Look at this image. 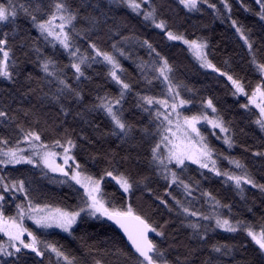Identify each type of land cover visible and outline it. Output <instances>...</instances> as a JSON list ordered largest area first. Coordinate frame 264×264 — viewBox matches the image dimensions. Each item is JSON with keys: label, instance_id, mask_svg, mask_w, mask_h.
Segmentation results:
<instances>
[{"label": "trees", "instance_id": "16d2710c", "mask_svg": "<svg viewBox=\"0 0 264 264\" xmlns=\"http://www.w3.org/2000/svg\"><path fill=\"white\" fill-rule=\"evenodd\" d=\"M0 2H4V0H0ZM14 2L29 6L30 11L39 5L41 11H33V14L40 18H46L43 13L51 11L53 0H14ZM68 2L73 9L81 4L89 5L88 8L80 9L81 15L75 22L76 29H91L86 32V35L101 50L117 55L124 70L119 74L125 82L132 85V91L125 96L123 102L124 118L136 125L132 138L122 144L115 136L101 135V133L110 132V120L103 112L87 111L88 105L98 103L97 96L108 93L115 97L119 94V86L108 75L109 66L101 57L92 62L90 68L84 67L85 76L81 77L79 82L73 76L74 69H65L64 74L69 83L82 90L84 96L82 103L67 94L62 96L59 102L52 99V94L56 93L57 84L54 79L52 83H48V79L52 78H45L37 64L32 62L35 60V54L30 51L29 46L33 41H36L39 34L33 27L30 16L26 15L23 9L18 10L14 20L10 18L9 21L0 23V38H4L5 32L9 34L8 45L15 53L13 58L17 61V71L20 72L19 76L14 75L15 84L0 77V110L7 111L9 116L13 114L16 116L13 121L0 118V136L9 138L10 142L14 143L18 138L16 125L21 122L25 129L31 126L41 131L42 139L45 141L58 138L64 128H69L75 129L73 139L78 145L72 154L82 165L90 155L104 152L114 151L117 153V159L125 155L130 156L128 162L120 165L121 170H130L134 177L147 176L146 183L153 191L149 193L141 185L130 198L126 195L121 197L122 190L117 191L119 186L114 180L107 177L102 182V187L106 193H115L117 205L121 203L126 205L130 202L136 212L145 215L150 222L154 223V226L169 220L171 223L164 230L165 236L159 237L153 233L152 239L161 248L167 249L169 260L174 261L178 257L183 259L187 255V250L183 245H187L188 248H198L200 242L189 238L192 229L181 224L184 216L178 213L175 202L164 192V189L168 187L167 183L156 175L154 168L148 164L149 146L153 142V136L146 135L142 129L147 128L154 135L155 121L149 113L136 107V93L141 92L160 97L162 93H166V85L161 80L152 79L153 73L147 69L145 70L146 75L148 79L152 80V83L148 84L145 80V73L141 72L138 65L142 61L151 64L157 57L155 53L149 55L150 50L146 46H141V42L144 39L149 40L156 51L166 57L172 65L174 69L172 79L174 83L181 84V96L192 101L191 105H186L181 109L185 115L200 112L202 110L201 101L212 99L230 129L229 135L234 134L235 144L232 148H228L222 139L225 134L220 133L218 129L213 134L209 125L201 124V131L208 135L209 142L217 153L240 159L248 166L256 182L264 183V157L253 155L255 152H264V132H261L254 123L258 110L253 107L243 108L242 105L248 104L247 96H233L234 87L227 77L222 75V72H228L235 78L241 79L248 95H251L252 88L257 83L264 80V76L250 64L251 55L247 46L231 25V20L236 19L245 26L246 30H251L250 33L246 31V34L253 42L257 59L264 62V21L255 15L259 6L255 0H243V3L252 9V11H245L241 0H228L232 6L231 13H229L228 9L224 7V0H208L207 4L200 0L199 10L189 11L179 3V0H151L158 8L157 19H164L175 34H182L187 39L203 38L208 41L206 49L208 59L221 69V72L218 73L212 68L202 67L183 42L169 40L163 30L156 29L150 22L144 21L142 15L132 13L124 6L110 4L109 0H68ZM97 3L101 5V8L94 10L92 6ZM212 4L216 5L215 9L210 7ZM89 14L99 17V21L92 24L83 18ZM73 35L81 53L87 51L88 55L94 54L84 36L75 33ZM36 42L46 54L53 55L60 66L69 64L67 53L59 45L53 50L51 45L46 44L42 38ZM113 42L116 43L117 48L124 49V56H119L115 52L112 48ZM25 52L28 53L27 56L24 55ZM29 73L32 74V82L25 80V76ZM87 77H91V79H87ZM37 78H40L39 82H37ZM28 89H35V91L29 92ZM26 92L28 94L23 96L22 94ZM45 93L49 95L45 96ZM61 104L69 109L68 115L61 111ZM27 109H31L36 115L25 117L23 111ZM152 111L154 112L155 108ZM78 112L84 113L83 119L76 115ZM208 114L212 115L211 109H208ZM36 116L39 117V123L35 122ZM53 129L56 130L55 134H53ZM85 136L88 137V140L84 139ZM136 156L140 157L139 161L135 159ZM216 158L221 171H236L235 167L230 165L226 159L219 156ZM98 161L95 166L90 160L85 165L90 173L96 174L105 167L99 157ZM201 171L204 173L203 177L200 175ZM0 174H11L12 178L30 176L32 178L29 186L30 195L36 202L64 208H71L79 204V193L76 191L79 185L70 187L68 184L60 183L58 180L61 177L50 173L44 177L32 165H9L6 171L5 166H0ZM183 178L200 181L198 189L193 184L194 190L191 197L176 186L169 188V191L183 201L186 206L191 202V207L194 210L198 209L207 214L211 209V204L202 197V193L206 190L211 192L221 204H230L235 219L254 225L257 231L264 227V193H261L259 189L245 185L244 198L242 199L241 194L231 182L224 183L225 177H218L208 169L199 170L198 165L191 164V162H189V167L183 174ZM72 183L74 184V182ZM19 196L23 198L21 195ZM157 196L168 200L173 211L169 212L166 207L162 206L160 201L156 200ZM248 208H251L252 211L249 212ZM219 210L224 215H228L227 209ZM13 211L14 206L8 207L9 213ZM102 220L104 223L94 218L89 219L87 227L80 222L79 226H74L75 231L72 235L58 229L37 234L41 235L43 239L56 243L66 255L75 258L76 264H94L95 260H101L102 264H121L123 258L116 254V248H122L129 253L132 252V249L113 223L107 221L106 218H102ZM27 226L33 231H37L32 223H27ZM0 239H3L1 233ZM206 239L208 244L219 241L234 243L238 246L244 245L235 254L237 261L247 259L255 262L258 259L257 246L246 232L227 233L216 229L215 232H209ZM177 245L179 246L177 247ZM208 255L221 259L225 264H233L232 257H218V255L210 253L207 245H204L203 249L192 257L193 264H201V261ZM57 259L54 253L46 252L44 257H30L28 264H57ZM60 259L62 260V258ZM62 264H66V262L62 261Z\"/></svg>", "mask_w": 264, "mask_h": 264}, {"label": "snow or ice", "instance_id": "6c2138e0", "mask_svg": "<svg viewBox=\"0 0 264 264\" xmlns=\"http://www.w3.org/2000/svg\"><path fill=\"white\" fill-rule=\"evenodd\" d=\"M109 2L116 6H124L137 15H142L144 21L150 22L156 29L163 30L164 35L169 40H182L200 61L202 67L212 68L218 73L221 72V69L217 68L208 59V54L205 51L208 47V41L203 38L187 39L182 34H175L164 19H157L158 8L151 0H109ZM241 2L245 11H252L247 4L243 3V0ZM146 3L148 4L147 8L144 7ZM179 3L184 8L192 11L199 10L200 0H179ZM203 3L207 4L208 0H203ZM255 3L259 6L255 15L261 21H264V0H255ZM88 7L87 4H81L73 9L68 0H53L51 11H44L43 13L46 18H40L38 15L33 14V11H41L39 5L30 11L27 5L17 4L14 0H4V2H0V22L9 21L10 18L14 20L18 10L23 9L24 13L30 16L33 27L38 31L39 35L36 41L42 38L46 44L51 45L53 50L59 45L67 53L69 64L60 66L54 56L46 54L36 41H33L29 46L30 51L35 54V60L32 62L37 64L38 68L44 73L45 78H52L48 79V83H52L54 79L57 84L56 93L52 94V99L56 102H59L61 97L67 94L77 102L82 103L84 100L82 90L73 87L69 83L64 74L65 69H74L73 76L79 82L81 77L85 76L84 67L90 68L92 62L102 57L103 61L109 66L108 75L119 86V94L115 97L108 93L97 96L98 103L88 105L87 111L103 112L110 120V132L101 133V135L115 136L122 144L127 143L132 138V133L136 127L124 118L123 112V102L125 96L132 91V85L121 78L119 73L124 70L117 55L101 50L86 35V32L91 29H76L75 22L81 15L80 9ZM92 7L94 10H98L101 5L97 3ZM210 7L215 9L216 5L212 4ZM224 7L231 13L232 6L228 3V0H224ZM101 14L103 15V12ZM83 18L89 20L92 24L99 21V17L91 14ZM231 25L247 46L251 55L250 64L254 66L259 74L264 76V62L257 59L253 42L246 34V31L250 33L251 30H246L245 26L236 19L231 20ZM74 33L84 36L94 53L93 55H88L87 51L81 53ZM8 35L5 32L3 34L4 38H0V77L15 84L14 75L19 76L20 72L17 71L18 63L13 58L15 53L8 45ZM141 46H146L150 50L149 55L155 53L157 57L151 64L142 61L138 65L141 72L145 73V80L148 84L152 83V80L148 79L146 75L145 70L147 69L153 73L152 79L161 80L166 85V93H162L160 97L141 92L136 93V107L149 113L155 121L154 135L147 128L142 129V132L146 135L153 136V142L149 146L148 164L154 168L155 174L167 183L168 187L164 189V192L175 202L178 213L184 216L181 224L192 229L189 238L199 241L200 247L188 248L187 245H183L187 250V255L183 259L178 257L174 261L169 260L167 249L161 248L154 239L150 238L149 233H156L157 236L164 237V230L170 226L171 222L165 220L163 224L154 226V223L150 222L145 215L138 214L130 202L126 205L124 203L117 205L115 203V193L105 192L102 182L105 181L106 177L116 182L119 186L117 191L122 190L121 197L126 195L130 198L141 185L144 186L147 192L151 193L153 191L146 183L147 176L134 177L130 170H121L120 165L128 162L130 156L125 155L117 159V153L114 151L104 152L90 155L82 165L77 157L72 154L73 150L78 147L76 140L73 139L75 129L64 128L63 133H60L58 138L45 141L42 139L41 131L31 126L25 129L21 122L16 125L18 138L14 143H11L9 138L0 136V166H5L6 171L9 165H32L44 177H47L49 172L59 173L61 178L58 182L68 184L70 187L79 185V188L76 189L79 193V204L71 208H64L36 202L30 195L29 186L32 180L30 176L12 178L11 174H0V233L6 237V239H0V264H28L30 257H44L46 252L55 254L58 258L57 264H62V261L66 264H76L74 257L70 258L56 243L43 239L37 233H47L48 230L59 229L72 235L75 231L74 226H79V223L82 222L87 227V221L92 218L100 220L101 223H104L102 218L114 222L127 236L131 249L134 251L129 253L122 248H116V254L123 258L121 264H193L192 257L198 251H201L204 245H207L210 253L218 255V257H232L233 264H264V227L257 231L254 225L235 219L231 211L232 206L221 204L209 191L205 190L202 193V197L206 198L207 202L211 204V209L207 214L198 209L194 210L191 207V202L186 206L183 201L169 191V188L176 186L191 197L194 190L193 184L197 189L200 187L199 180L183 178V174L189 167V162L198 165L199 170L208 169L218 177H225L224 183L231 182L241 194L242 199L244 198L245 185H251L264 193V183H257L248 166L240 159L217 153L211 146L208 135L201 131V122H203L204 125L211 127L213 134H215L216 129L225 134L222 139L228 148H232L235 144L234 134L229 135L230 129L226 125L223 116L219 114L212 99L208 98L201 101L202 110L200 112L185 115L181 109L186 105H191L192 101L181 96V84L174 83L172 79V73L174 72L172 65L166 57L161 56L156 51L149 40L144 39ZM112 48L119 56L125 55L124 49L117 48L115 42H113ZM24 55L27 56L28 53L25 52ZM222 75L226 76L234 87L233 96L238 94L247 96L249 103L242 105L243 108L248 109L250 105H254L258 109V115L254 123L261 132H264V80L257 83L252 88L251 95H248L245 84L241 79L235 78L228 72H222ZM39 79L37 78V82H39ZM87 79H91V77H87ZM25 80L32 82V74L29 73L25 76ZM28 91L32 92L35 89H28ZM27 94L26 92L22 95L26 96ZM48 95V93H45V96ZM153 108H155L154 112L152 111ZM60 109L65 115L69 114V109L63 104L60 105ZM208 109H211L212 115L208 114ZM23 115L27 117L36 114L31 109H27L23 111ZM76 115L82 119L84 117L82 112H78ZM0 118L13 121L16 116L15 114L9 116L7 111L0 110ZM35 122L39 123L38 116H36ZM55 132L56 130L53 129V134ZM84 139L88 140V137L85 136ZM22 142H26V148L20 146ZM56 149H62V151ZM253 155L264 157V152H255ZM217 156L226 159L230 165L235 167L236 171H221L218 167ZM61 157L62 162H59ZM98 157L99 160L104 162L105 167L96 174L90 173L85 165L90 160L95 166L99 162ZM135 159L139 161L140 157L136 156ZM70 161L74 162L71 166H69ZM200 175L204 176L203 171L200 172ZM18 194H22L23 198ZM156 200L160 201L161 205L166 207L169 212L173 211L168 200L162 196H157ZM11 206H14V211L9 213L8 207ZM221 208L227 209L228 215H224L219 210ZM248 211L251 212L252 209L248 208ZM26 220L32 221L37 231L29 228L25 223ZM216 229H221L227 233L246 232L247 236L257 246L256 255L258 259L255 262L247 259L235 260L236 252L244 245L238 246L234 243L219 241L208 244L206 237H208L209 232H215ZM94 264H102V261L95 260ZM201 264H225V262L214 258L213 255H208L201 261Z\"/></svg>", "mask_w": 264, "mask_h": 264}, {"label": "rangeland", "instance_id": "374dc122", "mask_svg": "<svg viewBox=\"0 0 264 264\" xmlns=\"http://www.w3.org/2000/svg\"><path fill=\"white\" fill-rule=\"evenodd\" d=\"M144 7L145 8H147L148 7V4L146 3L145 5H144ZM0 23H2V22H0ZM181 42H183L182 40H180ZM186 45V44H185ZM187 46V45H186ZM188 47V46H187ZM191 51V50H190ZM205 51H206V49H205ZM191 53H192V55L197 59V57L194 55V53L191 51ZM102 58V57H101ZM103 59V58H102ZM198 60V59H197ZM199 61V60H198ZM200 62V61H199ZM238 95H244V94H238ZM249 103V102H248ZM249 107H253V108H255V106L254 105H250ZM258 110V109H257ZM201 124H203V122H201ZM224 134V133H223ZM21 147H24V148H26L27 147V144H26V142H23L21 145H20ZM57 151H62V149H56ZM59 162H62V157L61 158H59ZM74 162H72V161H70L69 162V166H71L72 164H73ZM50 174H53V175H57V176H59V177H61V174H59V173H51V172H49ZM18 195H21L22 196V194H18ZM25 223H26V225H27V223H32V221H30V220H26L25 221ZM33 224V223H32ZM59 230V229H58ZM61 231V230H60ZM2 234V233H1ZM2 236H3V234H2ZM3 239H6V237H4L3 236Z\"/></svg>", "mask_w": 264, "mask_h": 264}, {"label": "water", "instance_id": "95a60500", "mask_svg": "<svg viewBox=\"0 0 264 264\" xmlns=\"http://www.w3.org/2000/svg\"><path fill=\"white\" fill-rule=\"evenodd\" d=\"M110 222L114 224V222H112V221H110ZM114 225H115V224H114ZM115 226H116L117 229L120 231V233L124 236L126 242L128 243V245H129L130 248H131L130 242L127 240V236L123 233V230L120 229L117 225H115ZM149 235H150V238H152L153 233H149ZM132 251H134V250L132 249Z\"/></svg>", "mask_w": 264, "mask_h": 264}]
</instances>
